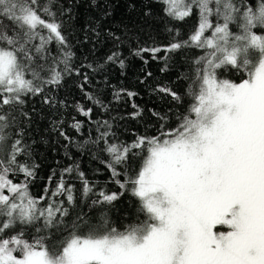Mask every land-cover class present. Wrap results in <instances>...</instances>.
Returning a JSON list of instances; mask_svg holds the SVG:
<instances>
[{"label":"snow or ice","instance_id":"snow-or-ice-1","mask_svg":"<svg viewBox=\"0 0 264 264\" xmlns=\"http://www.w3.org/2000/svg\"><path fill=\"white\" fill-rule=\"evenodd\" d=\"M156 2L169 23L194 18L192 31L183 39L168 28L172 42L137 54L203 50L192 61L187 114L177 116L176 127L162 124L159 135H137L131 143H110L115 134L102 122L106 130L98 128L93 143L104 142L110 157L104 163L120 192L95 191L76 165L55 181L54 172L35 197L29 183L36 165L26 139L32 117L25 106L34 96L54 102L45 93L61 85L59 65L67 68L73 55L64 50L60 19H71L72 9L60 0H0V264H264V0ZM54 43L62 60L53 55ZM227 72L238 73L239 81L222 78ZM159 91L181 101L171 88ZM73 127L79 130L80 122ZM140 153H146L142 164L129 174ZM74 171L82 196L96 197L88 205L101 214L96 222L83 211L70 219L78 198L65 174ZM124 192L138 199L146 219L120 230L106 209Z\"/></svg>","mask_w":264,"mask_h":264},{"label":"trees","instance_id":"trees-1","mask_svg":"<svg viewBox=\"0 0 264 264\" xmlns=\"http://www.w3.org/2000/svg\"><path fill=\"white\" fill-rule=\"evenodd\" d=\"M60 3L72 9L71 19L69 14L60 19L64 21L68 43L64 50L73 55L67 68L64 63L59 65L64 73L61 85L49 86L50 90L45 93L54 102L45 104L42 96H34L25 106L32 117L26 127V139L31 145L30 162L36 165L29 190L33 196L39 197L49 186V177L54 172L55 181L63 169L79 165V171H83L89 182L95 185V191L120 192L104 163L110 159L104 151V142H93L99 132L106 130L101 126L103 121L111 125L110 131L115 134L114 138H109L110 143H131L137 135H159L162 124L165 130L176 127L177 116L187 114L192 103L187 95L192 83V61L203 55V50L162 51L155 57L151 52L137 53L140 49L164 47L172 42L168 28L178 29L181 38L187 39L194 18L169 23L166 17L162 19L156 0H60ZM50 48L53 55L63 59L58 45L54 43ZM113 53L119 54L118 59L108 61L107 57ZM119 60H123V67ZM222 78L238 82L240 77L238 73L227 72ZM160 87L176 91L181 101L176 102L160 92ZM121 89L125 91L121 92ZM128 91L136 95L128 97ZM89 95L92 99L88 98ZM79 108L92 109V112L90 116H84ZM140 109L142 115L133 118L131 114ZM153 112L166 116V120H160ZM77 121L81 124L79 130L73 127ZM144 155L146 153H140L133 159L129 174L138 170ZM118 167L123 173V166ZM119 178L123 180L125 177L122 174ZM15 179L21 181L23 175ZM65 180L74 186L78 198L77 205L70 208V219L74 220L77 213L83 211L91 222L99 220L101 214L88 207L91 199L96 197L92 195L86 199L82 196V183L77 172L65 174ZM139 207L138 199L130 192H124L106 211L113 226L123 230L146 219Z\"/></svg>","mask_w":264,"mask_h":264}]
</instances>
